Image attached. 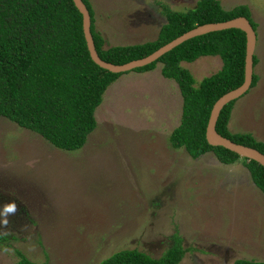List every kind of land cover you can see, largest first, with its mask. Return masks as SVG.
<instances>
[{"label": "rangeland", "instance_id": "1", "mask_svg": "<svg viewBox=\"0 0 264 264\" xmlns=\"http://www.w3.org/2000/svg\"><path fill=\"white\" fill-rule=\"evenodd\" d=\"M106 45L152 40L165 21L161 4L184 10L196 0H90ZM247 4L257 23L255 86L237 98L231 132L264 141V0ZM197 84L221 67L206 55L181 62ZM149 71L121 74L95 109L97 126L73 151L0 116V264H16V249L36 262L97 264L120 248L159 256L176 231L185 252L178 264L264 261V195L244 164L212 152L191 158L172 148L181 95L175 80ZM12 202L15 211L4 205Z\"/></svg>", "mask_w": 264, "mask_h": 264}, {"label": "trees", "instance_id": "2", "mask_svg": "<svg viewBox=\"0 0 264 264\" xmlns=\"http://www.w3.org/2000/svg\"><path fill=\"white\" fill-rule=\"evenodd\" d=\"M82 1L90 14V32L99 57L115 64L145 56L199 24L242 15L248 18L254 30L257 27L247 4L226 9L219 0H196L192 7L184 10L161 4L165 21L154 39L106 45L105 38L96 29L91 1ZM206 55L219 56L221 67L196 84L181 62H192ZM244 57L245 33L238 28H227L186 39L156 60L132 71H149L160 63L161 75L177 83L182 99L181 116L179 124L168 135L170 147L184 148L191 158L212 152L223 164L240 160L253 184L264 195L262 165L223 146L210 145L205 139L212 104L243 81ZM257 62L254 54L253 65ZM123 73L104 69L90 58L82 31V15L72 0H0L1 117L40 135L56 148L77 150L97 126L95 109L101 103L103 93ZM257 81L258 75L253 73L249 88ZM235 100L221 108L215 122L216 131L264 154L263 140L251 132L229 130ZM172 239L170 246L157 257L135 247L120 248L97 264H178L185 249L176 231ZM7 240L6 235L0 234V245ZM15 253L16 264H49L46 260H31L20 249ZM232 264H264V261L236 258Z\"/></svg>", "mask_w": 264, "mask_h": 264}, {"label": "water", "instance_id": "3", "mask_svg": "<svg viewBox=\"0 0 264 264\" xmlns=\"http://www.w3.org/2000/svg\"><path fill=\"white\" fill-rule=\"evenodd\" d=\"M75 7L82 15V31L86 42V47L90 58L100 67L111 72L119 73L130 71L136 67L144 66L160 55L169 51L181 42L191 37L201 35L211 31H217L227 28H238L245 33V57H244V77L243 81L237 87L226 91L220 95L212 104L208 120L205 126V139L208 144L213 146H223L238 154L240 157L252 159L264 167V154L258 149L241 143H236L231 139L222 136L215 129V122L221 108L231 100H235L242 96L249 89L253 75V55L257 40L256 31L252 27L250 21L245 16L239 15L224 21L208 22L194 26L193 28L181 33L170 41L159 46L149 54L131 59L127 62L115 64L101 59L95 49L93 38L90 32V14L82 0H72Z\"/></svg>", "mask_w": 264, "mask_h": 264}, {"label": "clouds", "instance_id": "4", "mask_svg": "<svg viewBox=\"0 0 264 264\" xmlns=\"http://www.w3.org/2000/svg\"><path fill=\"white\" fill-rule=\"evenodd\" d=\"M256 35H257V31H256ZM4 207L7 208L9 211H15V204L12 202H9V204L4 205Z\"/></svg>", "mask_w": 264, "mask_h": 264}]
</instances>
